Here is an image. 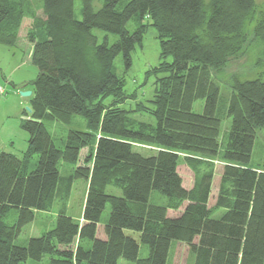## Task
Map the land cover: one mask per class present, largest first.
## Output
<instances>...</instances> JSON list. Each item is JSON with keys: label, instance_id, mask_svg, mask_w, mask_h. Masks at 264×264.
I'll return each instance as SVG.
<instances>
[{"label": "trees", "instance_id": "1", "mask_svg": "<svg viewBox=\"0 0 264 264\" xmlns=\"http://www.w3.org/2000/svg\"><path fill=\"white\" fill-rule=\"evenodd\" d=\"M81 2L76 19L74 0H41L37 8L31 0H0V44H26L37 68L29 83L31 111L21 122L27 150L21 157L0 151V264L44 256L47 264H119L122 258L166 264L176 243L186 246L192 264H264V167L249 165L256 131L264 128V75L232 76L222 110L212 77L252 44L264 47V6L254 21L255 0H103L97 9L93 0ZM133 17L138 24L130 32L126 23ZM149 26L156 30L160 62L146 72L154 76L148 103L133 109L153 118L146 123L118 106L131 96L113 61L121 53L129 67ZM92 28L118 38L98 42ZM198 99L201 112L193 110ZM73 115L82 116L88 130H69L64 146L56 147L44 121L67 122ZM225 117L230 125L221 140ZM134 143L157 149L145 155ZM181 154L194 174L190 187L178 172ZM205 155L223 162L213 205V171L202 161ZM61 163L75 166L65 188ZM80 177L88 186L79 220L61 208L51 229L25 245L14 243L35 212L49 210ZM109 185L121 194L107 193ZM153 191L163 203L152 201ZM106 204L109 213L100 225ZM10 209L17 211L11 224L2 221ZM139 242L147 246L144 257Z\"/></svg>", "mask_w": 264, "mask_h": 264}, {"label": "rangeland", "instance_id": "2", "mask_svg": "<svg viewBox=\"0 0 264 264\" xmlns=\"http://www.w3.org/2000/svg\"><path fill=\"white\" fill-rule=\"evenodd\" d=\"M34 8L41 5V0H31ZM103 0H93L92 5L97 9ZM264 6V0H255V9L252 14L257 20L258 13ZM74 17L81 19L82 17V2L81 0H74ZM40 14V10L37 11ZM258 13V14H257ZM143 22H146L144 20ZM251 22V21H250ZM249 22V24H250ZM138 21L136 17L131 18L126 23L128 31L135 30ZM248 24V25H249ZM24 31V28L21 29ZM92 34L97 37L98 42L104 40L108 44H112L117 40V35L104 31L99 28H92ZM252 35H250L251 37ZM253 38V37H252ZM254 39V38H253ZM255 43L256 40H255ZM17 44L16 46H5L0 44V151L5 150L13 152L21 157L27 150L28 133L22 128L21 122L27 118V107H29V97L22 96L20 90H30V85L37 74V68L29 60V51L27 46ZM246 55L234 58L219 72H212V77L219 85L220 97L218 110H222L224 103L227 101L231 93V78L237 76L240 79L261 77L264 75V47L255 46L252 44ZM258 47V48H257ZM255 49V50H254ZM262 51V52H260ZM131 65L125 67L122 54H118L113 61V70L115 74L123 76L125 79L124 92L131 97L125 99L124 102L119 103L118 106L130 111V117L136 121L152 122L153 118L145 111L135 112L136 103L146 105L148 99L153 94L154 76H147L146 72L151 66H156L160 62L159 58V42L156 37V30L153 26H149L144 34L141 46L136 45L131 54ZM13 84L18 86L14 87ZM27 84L28 86L19 88V85ZM111 98H107L105 103H109ZM203 100L198 99L194 102L193 110L195 112L202 111ZM44 125L49 132L53 143L56 147H63L66 142L67 133L69 130L87 131L88 127L86 120L80 115H73L67 122H59L57 120L49 119L44 121ZM230 118L222 119L221 124V140L229 129ZM134 148L141 153L147 155L156 151L155 146L134 143ZM223 150V145L220 151ZM87 154V148L80 152V163L83 157ZM204 156L202 161H208L212 168V187L209 205L215 202L219 186L221 169L223 162L220 157L207 158ZM36 161L35 155L31 158V166ZM249 165L254 168L264 167V128H258L255 135L254 145L251 153ZM75 166L69 163H61L59 166L60 186L65 188L67 178L73 173ZM178 172L182 177L183 185L190 187L192 185L194 174L185 161V154H181L179 158ZM88 182L86 179L80 177L72 181L70 191L68 193L60 192L55 199L52 207L49 210L36 211L34 219L24 225L20 234L15 239L14 243L18 245H25L27 240L33 236H39L43 232L51 229L54 226L56 215L59 210L63 208L65 213L79 220L82 213L83 203L87 192ZM107 193L120 195L118 188L109 185L106 188ZM165 198L157 191L152 192V201L155 203H163ZM170 212V213H169ZM168 214H175L174 211H169ZM109 213V205L106 204L99 224L107 218ZM217 215V214H216ZM16 209H10L3 216L2 221L6 223H13L16 220ZM139 241L136 232H129ZM148 254L147 246L139 242V257H144ZM48 256H44L40 261L28 259L24 264H47ZM119 264H134L131 261L120 259ZM166 264H192V257L188 254V249L182 244H172Z\"/></svg>", "mask_w": 264, "mask_h": 264}, {"label": "water", "instance_id": "3", "mask_svg": "<svg viewBox=\"0 0 264 264\" xmlns=\"http://www.w3.org/2000/svg\"><path fill=\"white\" fill-rule=\"evenodd\" d=\"M32 93L31 90H20V94L22 96H30ZM27 111H31V108L30 107H27Z\"/></svg>", "mask_w": 264, "mask_h": 264}, {"label": "crops", "instance_id": "4", "mask_svg": "<svg viewBox=\"0 0 264 264\" xmlns=\"http://www.w3.org/2000/svg\"><path fill=\"white\" fill-rule=\"evenodd\" d=\"M24 90H27V89H24ZM169 212V211H168ZM170 213V212H169ZM169 215H173V214H169ZM176 244H178V243H176ZM180 244V243H179ZM183 245V244H182Z\"/></svg>", "mask_w": 264, "mask_h": 264}, {"label": "built area", "instance_id": "5", "mask_svg": "<svg viewBox=\"0 0 264 264\" xmlns=\"http://www.w3.org/2000/svg\"><path fill=\"white\" fill-rule=\"evenodd\" d=\"M0 92H2V88L0 87Z\"/></svg>", "mask_w": 264, "mask_h": 264}]
</instances>
